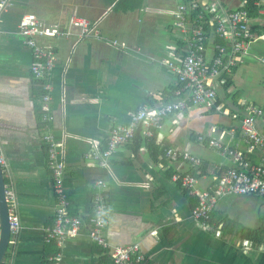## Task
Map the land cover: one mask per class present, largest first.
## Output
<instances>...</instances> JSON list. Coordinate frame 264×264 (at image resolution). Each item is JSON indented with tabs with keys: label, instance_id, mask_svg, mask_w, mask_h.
<instances>
[{
	"label": "crops",
	"instance_id": "obj_1",
	"mask_svg": "<svg viewBox=\"0 0 264 264\" xmlns=\"http://www.w3.org/2000/svg\"><path fill=\"white\" fill-rule=\"evenodd\" d=\"M192 1L218 10L243 4L242 0H143L139 7L124 11L103 0H10L0 15V152L5 157L6 190L16 197L21 228L4 264H43L51 257H46L52 247L45 234L58 201L46 134L53 135L64 164L69 210L84 222L76 236L64 241L61 264L110 263L108 251L88 234L99 180L106 183L103 195L108 205L103 234L111 245L138 243L145 256L141 264H264V240L241 238L239 231L264 227V196L219 195L210 228L192 216L194 196L169 174L187 171V162L164 157L170 167L162 169L158 165L162 155L155 160L145 141L136 146L133 139L113 151L107 167L88 157L91 141L106 149L111 127L129 124L133 111L174 98L170 94L177 75L165 60L178 64L186 47L172 10ZM25 13H35L60 30L69 27L71 15H83L97 21L104 36L78 37L72 28L71 36L37 40L56 55L49 78L53 115L49 124L43 122L40 98L34 93L33 52L19 31ZM259 13L251 19L264 33V11ZM113 40L124 45L113 46ZM225 81L215 84L219 109L192 105L168 115L153 134L161 149L173 146L199 156L208 171L198 177L197 185L213 192L219 174L211 171L236 164L198 136L221 137L235 146L242 140L243 118L255 107L264 109V40L252 44ZM256 122L264 131V119ZM246 156L258 160L252 153ZM58 250L53 244V253Z\"/></svg>",
	"mask_w": 264,
	"mask_h": 264
},
{
	"label": "built area",
	"instance_id": "obj_2",
	"mask_svg": "<svg viewBox=\"0 0 264 264\" xmlns=\"http://www.w3.org/2000/svg\"><path fill=\"white\" fill-rule=\"evenodd\" d=\"M256 3L262 4L263 8L260 11H264V0H258ZM9 6L10 0H0V15ZM172 14L175 16V26L185 34L186 47V53L178 64L172 60H165V63L177 75L178 86L174 91V98L159 106L144 105L131 113L129 124L113 125L106 149L102 150L96 141H91L92 147L88 157H92L101 166H108V158L113 151L120 144L131 141L139 127L143 128L144 137L150 138L154 131L161 127L165 118L172 113L185 111L192 105L219 109L216 81L223 83L225 80L221 78V75L231 72L234 66L243 62V58L248 55L254 42L260 39L264 40V33L256 34L253 32L251 28L252 19L243 4L236 9L218 10L214 5L208 6L194 1L190 5L179 4L176 9L172 10ZM207 27L214 29V32L226 44L212 45L211 49V42L206 43L209 39ZM72 28L76 29L78 37L104 38L97 28V23L81 15H72L69 20V27L65 30H60L56 25L47 23L34 13L24 14L19 23V31L26 37V43L32 49L34 56L31 72L35 78L45 81V93L42 96L41 108L43 122L47 124L53 118L49 105L51 101L49 78L56 55L52 49L38 43L37 40L39 37L45 36H71L73 34ZM112 45L123 46L124 43L113 40ZM209 50L213 51L211 56L208 55ZM230 114L234 117L238 116L234 112H230ZM258 118L264 119L263 108L255 107L243 118L241 123L242 140L238 141L235 146L225 144L221 137L198 136L199 141L229 155L233 163L236 164L215 177L214 192L208 188L198 187V177L191 172L174 170L172 173L173 181L179 183L183 191L197 198V204L192 207L191 214L207 227H212L209 219L219 195L264 196V131L256 126ZM45 140L48 142V163L52 171L55 195L58 201L53 223L46 227L45 236L48 243H54L59 248L49 261L51 264L54 262L61 264V248L64 241L68 237L76 236L84 223L79 216L72 214L69 210L68 196L64 189V164L59 160L57 143L51 134H46ZM246 153L254 154L258 160L254 162L248 160ZM164 157L168 161H185L193 167H199L202 163L199 156L187 149L173 146L164 150ZM4 162L5 157L0 152L2 167ZM158 165L165 170L170 167L162 159ZM96 187H98V191L93 202L94 215L88 234L98 246L108 251L109 264H141L145 260V256L138 243L111 245L103 234L107 223L108 207L103 195L106 188L105 181H97ZM5 198L9 211L11 244L17 238L16 235L21 228V222L16 211L17 203L14 193L6 190ZM218 226L221 227V225ZM1 230L0 222V236ZM247 241L246 243H248Z\"/></svg>",
	"mask_w": 264,
	"mask_h": 264
},
{
	"label": "trees",
	"instance_id": "obj_3",
	"mask_svg": "<svg viewBox=\"0 0 264 264\" xmlns=\"http://www.w3.org/2000/svg\"><path fill=\"white\" fill-rule=\"evenodd\" d=\"M244 3H243V6L247 9L248 11V14L250 17H252V19H256V17H259L260 16V13L259 11L263 8V5L262 4H257L256 2L258 0H242ZM104 4L107 6V5H112V9L114 10H124V11H128V10H131V9H135L137 7H139L142 3H143V0H103ZM193 2V1H192ZM193 9V8H191ZM192 16H194V14L192 13ZM255 21V20H254ZM252 24H253V21H252ZM254 25V26H253ZM251 26L253 32H255L256 34H263L261 32V27L259 25H255V23ZM208 31H209V34H208V40L211 39V41H206V43H210L211 42V45L213 46H216V44H226L224 40L220 39L218 37V35L214 32V29L212 28H209L207 27ZM236 68V66L233 67V70ZM229 73L226 72L224 74L221 75V78L226 80V76L228 75ZM220 80V78H219ZM226 81H224L225 83ZM44 83L45 81L43 79H35V83H34V93L36 95V97L38 98H41L42 95L45 93V89H44ZM226 84L228 85L229 84V78L226 82ZM226 85V86H227ZM178 85H176L173 90L171 91V96L173 97L174 95V91L175 89L177 88ZM218 100H217V104L220 102V98L217 97ZM41 108V107H40ZM141 128L142 127H139L137 130H136V133H135V137L133 138V142L136 146H138L139 143L145 141V144L148 145V148L150 150V154L151 156L157 160L158 159V156L162 155V157L164 156V149L160 148L158 144H155V136H152L150 138H145L143 136V133L141 131ZM208 166L206 164L201 163V165L199 167H193V166H190V168L187 170L188 172H191L193 175L199 177L201 174H203L204 172H207L208 170L206 169ZM225 168H220V169H213L211 172H215L217 174H221L223 171H224ZM199 172V173H198ZM170 176H172V172L169 173ZM187 195H189L187 192H186ZM191 198L193 196L189 195ZM194 199V202H193V206H195L197 204V198ZM71 212V211H70ZM72 213V212H71ZM94 215V213H93ZM92 215V216H93ZM214 213L212 214L211 213V217L209 219V222L212 223L214 219ZM224 220V219H223ZM226 220V219H225ZM239 231H241V234H240V237L241 238H248L249 240L253 241V242H260L262 240H264V227H255V228H248V227H243L242 229H240ZM50 246L52 247V250L50 249L47 253H46V257H50V256H54L55 253H53V244L54 243H49ZM53 253V254H51ZM51 254V255H50ZM45 257V258H46ZM4 264V263H2ZM43 264H51L50 261L47 260V258L44 260Z\"/></svg>",
	"mask_w": 264,
	"mask_h": 264
},
{
	"label": "water",
	"instance_id": "obj_4",
	"mask_svg": "<svg viewBox=\"0 0 264 264\" xmlns=\"http://www.w3.org/2000/svg\"><path fill=\"white\" fill-rule=\"evenodd\" d=\"M4 172L2 165L0 164V222H1V236H0V264L4 262L6 253L10 246V226L8 221V204L5 198V185Z\"/></svg>",
	"mask_w": 264,
	"mask_h": 264
},
{
	"label": "clouds",
	"instance_id": "obj_5",
	"mask_svg": "<svg viewBox=\"0 0 264 264\" xmlns=\"http://www.w3.org/2000/svg\"><path fill=\"white\" fill-rule=\"evenodd\" d=\"M26 14V13H25ZM35 14V13H34ZM37 15V14H36ZM73 15H79V14H73ZM23 16V15H22ZM72 16V15H71ZM81 16H83V15H81ZM39 17V16H38ZM85 17V16H84ZM40 18V17H39ZM42 19V18H41ZM89 19V18H88ZM44 20V19H43ZM70 20V19H69ZM89 20H91V19H89ZM92 21V20H91ZM47 22V21H46ZM92 22H96L97 23V21H92ZM47 23H49V22H47ZM54 26V25H53ZM57 26V25H56ZM67 29V28H66ZM65 30V29H64ZM45 37H47V36H45ZM48 37H51V36H48ZM56 37V36H55ZM67 37V36H66ZM34 76V75H33ZM35 78V77H34ZM35 79H37V78H35ZM44 95V94H43ZM42 95V96H43ZM41 101H42V97L40 98V103H41ZM40 107H41V105H40ZM41 116H42V108H41ZM45 124V123H44ZM124 144V143H123ZM166 149V148H165ZM163 158H164V156H163ZM163 158H162V160H163ZM165 162V161H164ZM166 163V162H165ZM3 168V167H2ZM93 217V216H92ZM81 218V217H80ZM81 220H82V218H81ZM83 221V220H82ZM84 223V222H83ZM91 226H92V218H91V225L89 226V228H88V231H89V229L91 228ZM84 227V226H83ZM94 242V241H93ZM95 243V242H94Z\"/></svg>",
	"mask_w": 264,
	"mask_h": 264
},
{
	"label": "rangeland",
	"instance_id": "obj_6",
	"mask_svg": "<svg viewBox=\"0 0 264 264\" xmlns=\"http://www.w3.org/2000/svg\"><path fill=\"white\" fill-rule=\"evenodd\" d=\"M261 40H263V39H261ZM262 212L264 213V210Z\"/></svg>",
	"mask_w": 264,
	"mask_h": 264
}]
</instances>
